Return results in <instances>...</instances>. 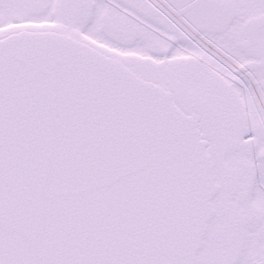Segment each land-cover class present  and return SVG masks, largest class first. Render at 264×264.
Here are the masks:
<instances>
[{
  "label": "snow or ice",
  "instance_id": "snow-or-ice-1",
  "mask_svg": "<svg viewBox=\"0 0 264 264\" xmlns=\"http://www.w3.org/2000/svg\"><path fill=\"white\" fill-rule=\"evenodd\" d=\"M0 264H264V0H0Z\"/></svg>",
  "mask_w": 264,
  "mask_h": 264
}]
</instances>
